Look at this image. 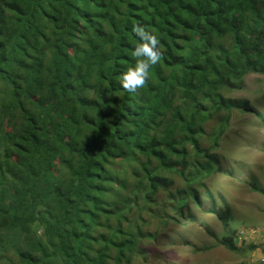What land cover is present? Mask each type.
Masks as SVG:
<instances>
[{
    "label": "trees",
    "instance_id": "1",
    "mask_svg": "<svg viewBox=\"0 0 264 264\" xmlns=\"http://www.w3.org/2000/svg\"><path fill=\"white\" fill-rule=\"evenodd\" d=\"M137 23L162 56L129 93ZM248 73L264 0H0V264H133L149 223L197 221Z\"/></svg>",
    "mask_w": 264,
    "mask_h": 264
},
{
    "label": "rangeland",
    "instance_id": "2",
    "mask_svg": "<svg viewBox=\"0 0 264 264\" xmlns=\"http://www.w3.org/2000/svg\"><path fill=\"white\" fill-rule=\"evenodd\" d=\"M224 95L248 100L253 112L234 110L217 152L220 162L194 185L199 202L189 204L197 221L182 217L166 228L149 223L155 240L144 241V259L133 264H264V195L252 188H264V75L248 73L241 89ZM230 230L238 251L217 243Z\"/></svg>",
    "mask_w": 264,
    "mask_h": 264
},
{
    "label": "clouds",
    "instance_id": "3",
    "mask_svg": "<svg viewBox=\"0 0 264 264\" xmlns=\"http://www.w3.org/2000/svg\"><path fill=\"white\" fill-rule=\"evenodd\" d=\"M131 31L140 40L132 51L136 64L120 74L118 83L126 92L135 93L145 86L149 78V68L160 62L162 54L157 48V36L144 26L133 24Z\"/></svg>",
    "mask_w": 264,
    "mask_h": 264
}]
</instances>
